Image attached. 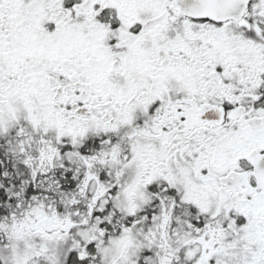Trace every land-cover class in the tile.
I'll return each instance as SVG.
<instances>
[{
    "label": "flooded vegetation",
    "instance_id": "flooded-vegetation-1",
    "mask_svg": "<svg viewBox=\"0 0 264 264\" xmlns=\"http://www.w3.org/2000/svg\"><path fill=\"white\" fill-rule=\"evenodd\" d=\"M197 2L0 0V111L36 104L14 138L30 141L32 208L51 209L31 225L75 239L71 264L133 224L120 203L142 209L150 264H217L245 229L264 262V0L238 19ZM2 160L1 177L23 172Z\"/></svg>",
    "mask_w": 264,
    "mask_h": 264
},
{
    "label": "rangeland",
    "instance_id": "rangeland-1",
    "mask_svg": "<svg viewBox=\"0 0 264 264\" xmlns=\"http://www.w3.org/2000/svg\"><path fill=\"white\" fill-rule=\"evenodd\" d=\"M5 104L6 107L0 111V134H13L15 125L18 122H32L33 126H36L39 122L38 119L41 115L39 111H34L36 104L32 98L24 95L21 97L14 95L10 96V101H7ZM114 165L113 163V167ZM128 168L130 169V178H133L138 172L139 162L137 160H130ZM120 201L122 202V199ZM33 210L34 212L41 211V209ZM141 211V208H127L125 204L120 203L115 213L118 212L117 215H121L123 218L131 217L133 224L120 225L119 228L113 231L112 236L107 237L97 245L93 252L97 255L96 264L148 263L146 257H144V253L142 254L146 249L143 225L140 222L135 224V216L141 217V213H143ZM34 212L33 214H35ZM33 219L34 216L32 215L23 223H19L18 221L0 225L1 230L10 231V229H13L15 231L3 233L4 237L11 240V243L7 253L0 257V264H69L72 255L68 256L70 254L68 250L78 246L75 239L64 237L61 232L58 235H53L52 233H37L36 230L32 229L31 221ZM44 231L47 230L44 229ZM237 232L239 233L240 231ZM34 233L36 238L42 239V242L38 241L37 243L35 239L31 243L26 241V237H33ZM74 236L77 240L89 239L88 232L79 229L74 231ZM17 239H21L24 244L20 250H17ZM150 244L151 249L156 248L157 240L153 236L150 237ZM229 244V255L217 264H264L260 243L249 234L247 229L239 235H233L230 232ZM250 244L254 247L252 251L248 249ZM10 249H14V251ZM54 250H56V255L52 256L51 252ZM185 252L187 258L196 253L189 249H186ZM83 253L85 252L83 251Z\"/></svg>",
    "mask_w": 264,
    "mask_h": 264
},
{
    "label": "trees",
    "instance_id": "trees-1",
    "mask_svg": "<svg viewBox=\"0 0 264 264\" xmlns=\"http://www.w3.org/2000/svg\"><path fill=\"white\" fill-rule=\"evenodd\" d=\"M17 132L14 129L13 134H0V159L5 162V165L2 166L5 169H21L22 173H7L6 176L1 177L5 179V183L1 181L3 188V195L0 200H3L4 208H0V225L3 223L10 224L13 222L23 223L27 218L34 216L33 208L31 206L32 195H31V174L29 166V147L30 141L24 140L22 142L14 141L16 138ZM18 148H22L19 150ZM13 179H16L18 182L14 183ZM62 200V199H60ZM64 208V207H63ZM51 209H41V211L49 212ZM67 211L68 215L72 217H76L77 209L67 207L60 208V211ZM10 231L15 232L13 229ZM9 230H1L0 229V257L7 253L9 250V245L11 243L10 239H7L3 236V233H9ZM18 237V236H17ZM34 237V238H33ZM33 237L27 236V242L41 241L42 239L36 238L34 233ZM42 242V241H41ZM23 241L21 239H17V250H20L23 246ZM13 250L14 249H10ZM70 255H74L71 251H69ZM69 263H78V260L74 258H70Z\"/></svg>",
    "mask_w": 264,
    "mask_h": 264
},
{
    "label": "water",
    "instance_id": "water-1",
    "mask_svg": "<svg viewBox=\"0 0 264 264\" xmlns=\"http://www.w3.org/2000/svg\"><path fill=\"white\" fill-rule=\"evenodd\" d=\"M190 2L192 0H186ZM197 2L198 15L214 18H238L243 13L248 0H194ZM219 11V15L211 11ZM264 168V162L262 163Z\"/></svg>",
    "mask_w": 264,
    "mask_h": 264
}]
</instances>
